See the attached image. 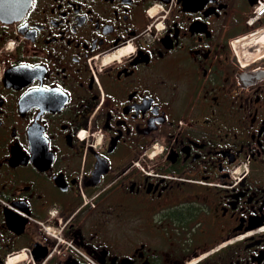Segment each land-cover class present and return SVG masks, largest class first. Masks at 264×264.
Returning a JSON list of instances; mask_svg holds the SVG:
<instances>
[{
  "label": "flooded vegetation",
  "instance_id": "flooded-vegetation-1",
  "mask_svg": "<svg viewBox=\"0 0 264 264\" xmlns=\"http://www.w3.org/2000/svg\"><path fill=\"white\" fill-rule=\"evenodd\" d=\"M258 2L0 19V264H264ZM246 32L254 63L229 49Z\"/></svg>",
  "mask_w": 264,
  "mask_h": 264
},
{
  "label": "rangeland",
  "instance_id": "rangeland-1",
  "mask_svg": "<svg viewBox=\"0 0 264 264\" xmlns=\"http://www.w3.org/2000/svg\"><path fill=\"white\" fill-rule=\"evenodd\" d=\"M261 6H262L261 2H258L255 7H261ZM262 30H264V29L258 30L257 32H260ZM245 35L249 37V32H246L243 35L240 34V35H237V36L233 37L231 39V41H230L229 49H230L231 55L236 57V59H239L240 63H241V61H242V63H254V62H256L255 60L258 59V58H256L257 54L260 51H262V50H258L257 51V50H254V49L251 50L250 48L247 49V48H245L246 45H240V47H238L237 50H236V49H234V46H233L234 45L233 42L236 39H241L243 37H246ZM241 46H243V47H241ZM242 53H243L244 57L242 56ZM258 61H259V59H258Z\"/></svg>",
  "mask_w": 264,
  "mask_h": 264
},
{
  "label": "water",
  "instance_id": "water-1",
  "mask_svg": "<svg viewBox=\"0 0 264 264\" xmlns=\"http://www.w3.org/2000/svg\"><path fill=\"white\" fill-rule=\"evenodd\" d=\"M26 2L27 0H0V19L10 20L17 16L19 13L25 10L27 4ZM258 73L260 72H257L256 75ZM261 76H264V74Z\"/></svg>",
  "mask_w": 264,
  "mask_h": 264
},
{
  "label": "bare ground",
  "instance_id": "bare-ground-1",
  "mask_svg": "<svg viewBox=\"0 0 264 264\" xmlns=\"http://www.w3.org/2000/svg\"><path fill=\"white\" fill-rule=\"evenodd\" d=\"M233 44H234L233 46L235 47V41L233 42Z\"/></svg>",
  "mask_w": 264,
  "mask_h": 264
}]
</instances>
